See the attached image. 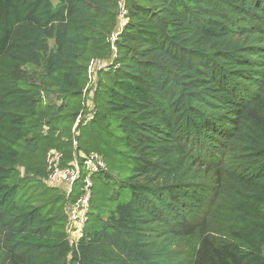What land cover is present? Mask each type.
Listing matches in <instances>:
<instances>
[{
	"label": "trees",
	"instance_id": "trees-1",
	"mask_svg": "<svg viewBox=\"0 0 264 264\" xmlns=\"http://www.w3.org/2000/svg\"><path fill=\"white\" fill-rule=\"evenodd\" d=\"M124 9L0 0V264H264V0ZM73 140L106 168L70 243Z\"/></svg>",
	"mask_w": 264,
	"mask_h": 264
},
{
	"label": "built area",
	"instance_id": "built-area-1",
	"mask_svg": "<svg viewBox=\"0 0 264 264\" xmlns=\"http://www.w3.org/2000/svg\"><path fill=\"white\" fill-rule=\"evenodd\" d=\"M119 7L121 19L118 25L120 26L126 12L124 0H119ZM110 40L111 42L116 40V33L111 34ZM79 119L78 117L73 130ZM76 146L77 142L73 140V151L69 158H66L64 153L56 148L47 150L44 158L46 170L44 182L48 186L59 189L67 198L65 204L66 230L70 243H75L83 235V228L88 220L94 176L106 168L102 154L96 151L76 150Z\"/></svg>",
	"mask_w": 264,
	"mask_h": 264
},
{
	"label": "rangeland",
	"instance_id": "rangeland-1",
	"mask_svg": "<svg viewBox=\"0 0 264 264\" xmlns=\"http://www.w3.org/2000/svg\"><path fill=\"white\" fill-rule=\"evenodd\" d=\"M53 1V3H55L56 2V0H52ZM123 4V3H122ZM123 6V5H122ZM121 15H120V11H119V19L118 20H120L121 18ZM106 64V62H104V61H93L92 63H91V65H90V70H91V81H90V83H89V88H92L93 86H94V81H95V77H94V75H95V71H96V69L95 68H98V67H100V66H103V65H105ZM36 68H32V69H30V70H28V72L31 74V75H33L34 74V70H35ZM85 106H86V108H87V111H88V109H90L91 107H92V101H91V92L89 91L88 93H87V95H86V97H85ZM85 116H90L89 114H87V115H85ZM85 129H87V127L85 128ZM84 129V130H85ZM22 170V169H21ZM45 183V182H44ZM46 184V183H45ZM47 185V184H46ZM48 186V185H47Z\"/></svg>",
	"mask_w": 264,
	"mask_h": 264
}]
</instances>
